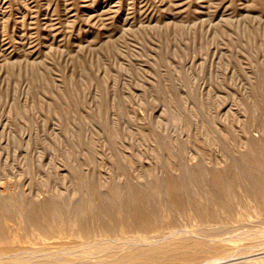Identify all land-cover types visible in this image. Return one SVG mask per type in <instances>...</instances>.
Here are the masks:
<instances>
[{
    "label": "rangeland",
    "instance_id": "374dc122",
    "mask_svg": "<svg viewBox=\"0 0 264 264\" xmlns=\"http://www.w3.org/2000/svg\"><path fill=\"white\" fill-rule=\"evenodd\" d=\"M263 101L264 0H0V200L13 208L47 196L72 209L77 175L103 193L156 181L161 193L165 170L223 169L255 147L261 158ZM168 214L178 224L148 242L210 227ZM18 216L5 225L24 259L95 263L139 239L42 240ZM249 216L215 238L228 250L184 264H264V223Z\"/></svg>",
    "mask_w": 264,
    "mask_h": 264
},
{
    "label": "bare ground",
    "instance_id": "6f19581e",
    "mask_svg": "<svg viewBox=\"0 0 264 264\" xmlns=\"http://www.w3.org/2000/svg\"><path fill=\"white\" fill-rule=\"evenodd\" d=\"M203 133L206 134L205 131ZM215 133L217 134V131H215ZM213 137L215 138V136ZM218 137L219 135L216 136V138ZM214 140H212V143H214ZM247 147L249 148V146ZM196 148H198V145ZM201 148L203 149V146ZM246 148L244 149L246 150ZM172 149L174 150V148ZM171 150H169V152ZM204 150L206 152V148ZM169 152L167 154H169ZM177 152L176 150L174 153ZM258 152L259 148L255 147L249 155L244 156L242 160H240L239 157L238 160L240 161L236 160V162H234V156L231 157V155L228 154L234 161L231 163L228 161L229 164L223 169L215 168L205 171L202 167H199L196 171H188L186 177H175L170 173H166L165 170L166 175H164L163 172L164 177H161L163 178L162 182L164 183L163 187L165 186V189L161 193H158L160 189L159 184L161 183L157 181H153L154 183L147 189L139 187L138 185L127 184L124 188L126 192H128L126 195L122 194V188L114 185H109V187L106 188L107 192L103 193L100 191L101 188L97 187L94 182H87L77 175L75 177L77 185L83 187L85 196L78 203H75L76 205L72 209L65 208L57 201L51 199L47 200V196H45L46 199L43 201L40 199L41 202L36 203L29 201L21 204L19 208H13L11 207L13 206L12 204L9 206L8 203L0 200V264H4V260H2L4 257H6V259H11L13 264H184L197 262L201 259L199 258L200 256L207 258V256L210 255V257H213L217 253L219 254L220 252L228 250L222 245L221 241L219 242L215 239L225 234V231L229 229L227 228L228 224L248 222L249 220L246 216L250 218L249 215L258 218L256 222L264 223V156L260 158ZM179 153L181 152L179 151ZM174 156L176 157L178 155L176 154ZM237 156L236 158H238ZM179 162L178 160V163ZM183 162L181 163L182 165ZM197 165L198 164H196V166ZM172 171L173 170H171V172ZM185 171L186 170H184V172ZM159 196H162V198ZM157 198L162 201L159 202ZM10 200L13 201L11 197ZM170 210L175 211L176 214H180L181 217H184L187 221H195L199 226L205 225L210 227H203L197 231L198 235L196 234V237H191L192 239L185 237L174 239L172 237L173 239L167 238L169 239L167 240L165 239L166 234H168L165 231L166 228L169 230V228L171 229L170 226H176V222L178 224L177 219L175 222V218L169 216L171 215L168 214ZM15 215H20L21 218L18 216L19 218L15 219L24 221V226L30 228L31 231L34 230L38 232V234H33H37L42 240L57 236V238L61 240H70L72 243L76 238L87 241V239H111L130 235H137L139 239H136L137 243H131L132 246H130V248L127 246L128 249H124V251L119 250L120 247L106 248L107 250L103 253V260L95 263L87 262L82 258L69 260L65 259V257L61 259L60 256L59 258H50L48 255L47 257H40L37 255L34 256V254L32 257L29 256L30 258L24 259V256H20V254L24 253L22 250L23 248L20 250V247H17L18 244L15 245V243H13L12 237H10L11 235L8 234L9 230H7L5 225L6 219ZM71 217H73V219H71ZM181 223L179 227H181ZM183 223L185 224V222ZM17 227L20 228L21 226ZM158 232V237H160V233L163 232V235L165 233V236H162L164 240L167 241L161 242L159 241L160 239H158L152 243L148 242L149 236L151 238V235ZM21 235L23 236L24 234ZM35 235H32V238L37 237V235ZM26 236L23 237L26 238ZM137 236H134V239L138 238ZM25 238L23 239L25 240ZM30 238L31 236H29L28 239ZM207 240L214 241V244H210L211 242L208 243ZM220 240H224V238L222 237ZM129 243L130 242H128V244ZM121 246L124 245L122 244ZM235 248L238 249V247ZM38 254L40 255V253ZM18 255L20 257H18ZM210 257H208V259ZM21 260L27 261L22 262ZM203 260H205V258H203L202 261Z\"/></svg>",
    "mask_w": 264,
    "mask_h": 264
}]
</instances>
